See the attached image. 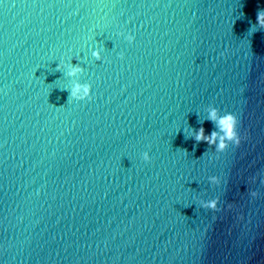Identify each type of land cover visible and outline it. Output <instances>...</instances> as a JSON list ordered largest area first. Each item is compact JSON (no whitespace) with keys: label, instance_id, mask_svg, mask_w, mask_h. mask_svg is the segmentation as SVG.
I'll return each instance as SVG.
<instances>
[{"label":"water","instance_id":"95a60500","mask_svg":"<svg viewBox=\"0 0 264 264\" xmlns=\"http://www.w3.org/2000/svg\"><path fill=\"white\" fill-rule=\"evenodd\" d=\"M262 9L0 0V264H264Z\"/></svg>","mask_w":264,"mask_h":264},{"label":"clouds","instance_id":"9594fccd","mask_svg":"<svg viewBox=\"0 0 264 264\" xmlns=\"http://www.w3.org/2000/svg\"><path fill=\"white\" fill-rule=\"evenodd\" d=\"M256 23L259 28L264 29V9L258 11ZM128 39L133 41L135 38L133 36H129ZM93 54L99 58L98 52ZM221 55H223V53H221ZM57 68L59 69V65ZM78 71H80V69L74 67L72 72L69 74L75 75ZM81 93L83 94L81 95ZM70 95L81 100L90 98V88L87 85L81 86L77 84L75 88L71 90ZM208 120L211 121L215 125L216 129H219V131L214 130L209 135L205 133L203 126H201L198 130H193L192 138H194L197 144L200 142H206L209 146L214 147L216 152L225 151L229 145H235L238 147L241 144L242 137L238 130L240 121L235 114L231 112H225L223 115H221L219 110L215 106H212L208 112ZM142 159L146 162L151 160V157L147 151L142 154ZM209 179L213 183L219 182V178L216 176L210 177ZM262 183H264V181H262ZM250 195L252 197H256L258 193L253 191L250 193ZM218 204V198L201 202V206L204 209H209L214 212L221 210L218 207ZM228 207L231 208V204H229Z\"/></svg>","mask_w":264,"mask_h":264}]
</instances>
